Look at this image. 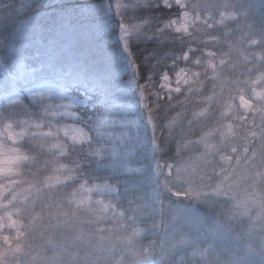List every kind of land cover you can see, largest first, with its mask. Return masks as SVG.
Instances as JSON below:
<instances>
[{"label":"snow or ice","instance_id":"6c2138e0","mask_svg":"<svg viewBox=\"0 0 264 264\" xmlns=\"http://www.w3.org/2000/svg\"><path fill=\"white\" fill-rule=\"evenodd\" d=\"M0 71V264H264V0H0Z\"/></svg>","mask_w":264,"mask_h":264},{"label":"trees","instance_id":"16d2710c","mask_svg":"<svg viewBox=\"0 0 264 264\" xmlns=\"http://www.w3.org/2000/svg\"><path fill=\"white\" fill-rule=\"evenodd\" d=\"M17 2H19V0H17ZM74 2L75 0H52L53 4H72ZM62 23L65 27H67L69 21H61L59 14L54 9H46L44 12L41 13V19L39 20V25L37 29V42L36 44L30 45L28 47L27 52L24 54L25 59L22 61V63L25 65V73L37 75L42 79H53L57 82H63L71 88L80 89L85 92L86 88H93L94 85L83 81V77L77 79L75 77V74L73 73L72 68L68 67L66 70L57 69L54 73L47 67V65L41 64V60L43 59L42 50L45 47V41H47L49 45L52 44L53 37L59 33ZM71 23L76 28H78L80 24V22L75 19H73ZM115 39V37L109 38L107 35L104 34H95L86 39L81 40L79 47L90 50L93 54H96V61L99 64L102 62V57L98 55L99 52H115ZM114 68L118 69V66L114 65ZM16 70L17 69L15 66L11 69L12 72H15ZM124 79H127V76H124ZM21 83L22 81L18 82L17 86L19 87ZM6 87H8V85H6L5 83V74L4 72L0 71V96L4 94ZM86 94L88 95V93ZM89 106L91 107V109L93 108L92 104H89ZM100 110L101 109L99 108L96 109V111ZM89 114H91V111L89 112ZM100 174L103 175V172H101ZM258 259L259 258L257 257V260Z\"/></svg>","mask_w":264,"mask_h":264},{"label":"rangeland","instance_id":"374dc122","mask_svg":"<svg viewBox=\"0 0 264 264\" xmlns=\"http://www.w3.org/2000/svg\"><path fill=\"white\" fill-rule=\"evenodd\" d=\"M43 80L44 82L49 84L51 89L55 92H65L66 94L77 97L78 99H84L87 96V94L84 91L80 89L71 88L63 82H57L53 79H43ZM87 107L89 110H91V107L89 106V104L87 105ZM68 122L70 123L71 121H68ZM140 226L143 227V225H140Z\"/></svg>","mask_w":264,"mask_h":264}]
</instances>
